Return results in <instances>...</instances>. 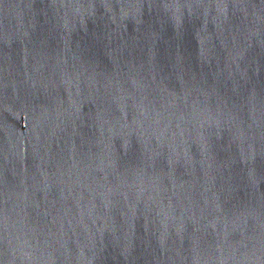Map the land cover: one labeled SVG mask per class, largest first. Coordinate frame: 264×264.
I'll use <instances>...</instances> for the list:
<instances>
[{
  "label": "water",
  "instance_id": "obj_1",
  "mask_svg": "<svg viewBox=\"0 0 264 264\" xmlns=\"http://www.w3.org/2000/svg\"><path fill=\"white\" fill-rule=\"evenodd\" d=\"M0 264H264V0H0Z\"/></svg>",
  "mask_w": 264,
  "mask_h": 264
}]
</instances>
